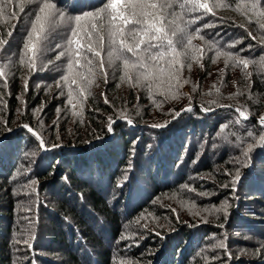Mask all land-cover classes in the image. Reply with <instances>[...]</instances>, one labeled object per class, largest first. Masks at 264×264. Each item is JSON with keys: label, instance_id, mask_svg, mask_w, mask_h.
<instances>
[{"label": "trees", "instance_id": "trees-1", "mask_svg": "<svg viewBox=\"0 0 264 264\" xmlns=\"http://www.w3.org/2000/svg\"><path fill=\"white\" fill-rule=\"evenodd\" d=\"M50 2L64 18L46 32L34 65L24 44L44 0L0 2V264H199L186 249L199 251L222 231L227 243L236 225L263 226L264 217L250 219L248 209L264 204V0H199L207 10L168 0L183 29L178 37L169 33L184 41L179 63L170 67L166 56L125 69L113 52L109 68L105 51L107 82L98 69L69 70L68 55L56 57L74 17L108 0ZM219 66L222 80L207 81ZM236 154L241 169L228 160ZM236 168L234 190L236 175L225 170ZM200 172L217 181H209L208 200L197 199L220 211L193 221L172 197L184 185L202 189L194 183ZM165 194L176 205L161 203ZM230 250L221 264H264V245L252 239Z\"/></svg>", "mask_w": 264, "mask_h": 264}, {"label": "snow or ice", "instance_id": "snow-or-ice-1", "mask_svg": "<svg viewBox=\"0 0 264 264\" xmlns=\"http://www.w3.org/2000/svg\"><path fill=\"white\" fill-rule=\"evenodd\" d=\"M8 2L10 3L11 0H8ZM193 2L201 8L208 9V5L200 4L199 0H193ZM180 7L184 8V4H181ZM55 9L56 5L54 3L50 0H44L32 22V29L28 33V41L24 44V48L32 53L33 59L30 61L32 65L35 64L37 54H43L41 45L42 41L46 39L48 29L57 23L58 17L64 18V14L62 12L57 13ZM20 11L23 12L24 9L21 8ZM2 13L3 9L0 8V14ZM13 15H15V12H13ZM169 17H172V19H169ZM175 17L176 12L173 10V6L168 3V0H160L159 3L155 0H108L98 10L88 11L83 15L74 17L71 31L64 45L65 50L59 52L56 59L59 60L68 55L69 70L74 65L82 66L95 75V71L98 69L99 72L105 74V82H107L106 68L102 56L105 51H107L109 58V68L112 66L113 52L119 53L116 58L123 60L125 69L129 68L130 65L134 68H145L149 63L158 64L166 56L172 57L171 67L179 63L180 53L176 52V48L184 45L182 39L169 38V33L172 37H178L179 34L183 33V29L177 24ZM10 35L11 33H9ZM33 35H35V43H32ZM30 43L31 48H29ZM73 45L76 47L73 48ZM187 45H192L190 35L187 38ZM61 47L60 44L56 45L57 49ZM128 54H130V58ZM192 59L195 60L197 57L193 56ZM239 63L243 64L244 67L248 66L247 60H241ZM0 75H3V72H0ZM72 83H76V81L73 80ZM59 86L58 83L57 87ZM25 89L27 90V81H25ZM105 102H108L107 98H105ZM184 111H191V108H186ZM237 111L242 118L247 119L243 111L239 109ZM181 114V112H176L175 116L179 117ZM170 122H165L163 125H153V127H166L167 123ZM112 123V119L109 118V132L112 131ZM128 123L131 124L132 121L129 120ZM259 124L264 126V117L260 118ZM6 126L7 122H5ZM23 127L33 135H37L30 126L23 125ZM40 145L42 149L45 148L43 140L40 141ZM249 151H251V148ZM245 155L247 156L248 153H245ZM226 175L231 174L226 173ZM239 180L240 172L237 171L236 176L231 181L234 190ZM155 234L160 235L158 232Z\"/></svg>", "mask_w": 264, "mask_h": 264}, {"label": "rangeland", "instance_id": "rangeland-1", "mask_svg": "<svg viewBox=\"0 0 264 264\" xmlns=\"http://www.w3.org/2000/svg\"><path fill=\"white\" fill-rule=\"evenodd\" d=\"M218 68L219 69L217 70V72H215V74H211L209 76V79H207V81H210V82L215 81V83H216L217 81L222 80V76H224L222 74L224 72V69H222V67H220V66ZM191 90H193V89H191ZM184 91L187 93V92H189V89L187 87H185ZM228 160H229V162L234 161L233 166L241 169L243 163L239 160V158H237V154L234 155L233 157L229 158ZM237 161H239V163H237ZM219 168H222V166L216 167V170ZM238 170L239 169L236 168V170H233V172L231 171L232 174L230 175V177H234ZM225 173H229V171L225 170ZM255 173H256V171L252 172V174H255ZM194 180H195L194 181L195 184L196 183L203 184L202 189L199 190V188H196L194 186L184 185L183 187H180V188H182L181 190L178 189L179 193H175L172 197V198H175L177 202H179L178 205L181 208V212H183V213L187 212L189 215V218L192 219L193 221L194 220H201L200 218H202V219H208V218L214 219L213 217H218V214H219L218 212L220 211L219 209L212 210L213 207H211V204H209V202L207 204L205 200H201L199 198L197 199V197H204L208 200L213 195V194H210L211 190H209V183H210L209 181L210 180L211 181L212 180L217 181V180L214 178L213 175L205 174V172H203V173L200 172L198 177L194 178ZM247 187H248V189L243 191V193L245 192V194H244L245 197H249L250 194L252 193V191L249 190L250 186L248 185ZM246 191H247V194H246ZM169 196H170L169 194L163 195L160 202L163 204L166 202H174V204L176 205V202L173 201V199L170 198ZM257 197L261 198V196H257ZM252 202H254V201H251L250 203H252ZM28 203H30V201H28ZM202 203H206V204H202ZM259 206H261L262 208ZM248 210H249V214L251 215L250 219H252V217H254V218L255 217H258V218L264 217V204L261 202H255V203L251 204V208H249ZM248 210H246V212H248ZM183 213H181V214H183ZM255 219H257V218H255ZM257 225H261V224L258 223L257 221H252L251 223L248 222V223L242 224L240 226L236 225L237 229L235 228V226H233L229 230L230 235H233V237L232 238L230 237L229 239H227V243H225V241H224L225 233L222 231L219 234H213L210 239L202 241L201 242L202 248L199 251H197V249L194 251H191L190 250L191 248H189V249H186V252L190 253L193 261L196 260L199 264H208L209 259H211L210 261H213V264H221L219 257L221 255H224L225 251H227V250L230 251V254H232L230 247L236 248L238 242H241L243 240L252 239L253 241H255V243H258V245H262V246L264 245V241L260 238V232H259L261 227H262V230H264V225L261 226L260 228H257ZM237 230H239V231L237 232ZM263 233H264V231H263ZM254 236H256V238H254ZM193 238L194 237H191L190 240L187 242V244L190 241H192ZM175 240H176V238H172L171 242H173ZM44 241L45 240H43L42 242H44ZM190 244H191V242L189 243V245ZM244 253H246V252L244 251ZM131 258H132L131 261H133V257H131Z\"/></svg>", "mask_w": 264, "mask_h": 264}, {"label": "water", "instance_id": "water-1", "mask_svg": "<svg viewBox=\"0 0 264 264\" xmlns=\"http://www.w3.org/2000/svg\"><path fill=\"white\" fill-rule=\"evenodd\" d=\"M184 109H186V108H184ZM184 109H182L180 112L184 111ZM258 120H260V118Z\"/></svg>", "mask_w": 264, "mask_h": 264}]
</instances>
